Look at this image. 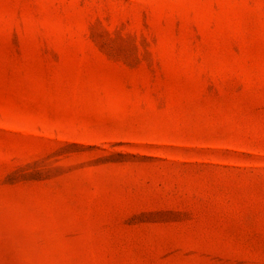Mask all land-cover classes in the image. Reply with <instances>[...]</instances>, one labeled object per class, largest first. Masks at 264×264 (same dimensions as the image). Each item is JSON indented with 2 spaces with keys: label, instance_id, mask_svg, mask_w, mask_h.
Segmentation results:
<instances>
[{
  "label": "rangeland",
  "instance_id": "1",
  "mask_svg": "<svg viewBox=\"0 0 264 264\" xmlns=\"http://www.w3.org/2000/svg\"><path fill=\"white\" fill-rule=\"evenodd\" d=\"M0 264H264V0H0Z\"/></svg>",
  "mask_w": 264,
  "mask_h": 264
}]
</instances>
